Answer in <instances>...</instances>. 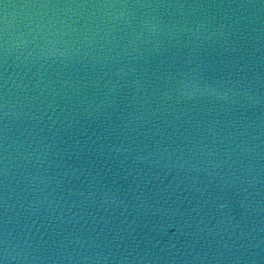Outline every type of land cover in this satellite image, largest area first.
Wrapping results in <instances>:
<instances>
[{
    "label": "water",
    "instance_id": "95a60500",
    "mask_svg": "<svg viewBox=\"0 0 264 264\" xmlns=\"http://www.w3.org/2000/svg\"><path fill=\"white\" fill-rule=\"evenodd\" d=\"M0 264H264V3L0 0Z\"/></svg>",
    "mask_w": 264,
    "mask_h": 264
},
{
    "label": "clouds",
    "instance_id": "9594fccd",
    "mask_svg": "<svg viewBox=\"0 0 264 264\" xmlns=\"http://www.w3.org/2000/svg\"><path fill=\"white\" fill-rule=\"evenodd\" d=\"M111 7V6H110ZM123 7V6H122ZM126 15V12L125 11H120L119 12V16H121V17H123V16H125Z\"/></svg>",
    "mask_w": 264,
    "mask_h": 264
},
{
    "label": "snow or ice",
    "instance_id": "6c2138e0",
    "mask_svg": "<svg viewBox=\"0 0 264 264\" xmlns=\"http://www.w3.org/2000/svg\"><path fill=\"white\" fill-rule=\"evenodd\" d=\"M262 3H264V0H261Z\"/></svg>",
    "mask_w": 264,
    "mask_h": 264
}]
</instances>
